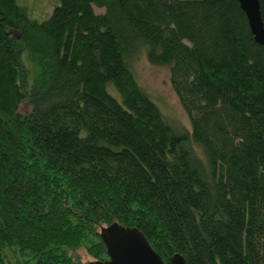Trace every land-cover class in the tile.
Segmentation results:
<instances>
[{"label": "trees", "instance_id": "trees-1", "mask_svg": "<svg viewBox=\"0 0 264 264\" xmlns=\"http://www.w3.org/2000/svg\"><path fill=\"white\" fill-rule=\"evenodd\" d=\"M57 1L37 22L0 0V264L104 261L112 224L164 264H264V49L237 1ZM142 51L190 134L136 81Z\"/></svg>", "mask_w": 264, "mask_h": 264}, {"label": "rangeland", "instance_id": "rangeland-1", "mask_svg": "<svg viewBox=\"0 0 264 264\" xmlns=\"http://www.w3.org/2000/svg\"><path fill=\"white\" fill-rule=\"evenodd\" d=\"M16 3L26 10L29 19H33L37 22L47 20L53 8L58 5L57 0H16ZM101 13V10H95V14ZM21 59L24 62V68L28 65L30 71H34L33 63L28 62L26 56L24 57L21 55ZM128 66L131 67L134 77L140 87L159 108L169 126H171L176 133L190 134L191 127L189 119L182 109L170 84L169 68L150 64L143 51L137 52L128 60ZM108 89L109 94H113L115 98H117L114 90L110 86ZM18 113L19 115L29 113V106L26 102H22L19 105ZM193 149L196 155L204 162L205 158L202 150L197 146H193ZM77 255L82 262H92V258L88 255L85 256L82 251H78Z\"/></svg>", "mask_w": 264, "mask_h": 264}, {"label": "water", "instance_id": "water-1", "mask_svg": "<svg viewBox=\"0 0 264 264\" xmlns=\"http://www.w3.org/2000/svg\"><path fill=\"white\" fill-rule=\"evenodd\" d=\"M244 13L255 43L264 49V23L258 0H236ZM101 240L107 259L90 264H164L137 229L112 224L101 230ZM170 264H185L182 256L175 254Z\"/></svg>", "mask_w": 264, "mask_h": 264}]
</instances>
